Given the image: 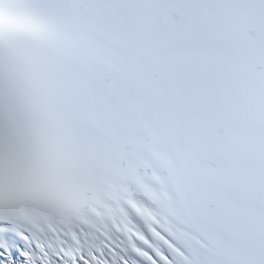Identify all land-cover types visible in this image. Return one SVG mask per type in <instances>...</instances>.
<instances>
[{"label":"snow or ice","instance_id":"obj_1","mask_svg":"<svg viewBox=\"0 0 264 264\" xmlns=\"http://www.w3.org/2000/svg\"><path fill=\"white\" fill-rule=\"evenodd\" d=\"M0 264H264V0H0Z\"/></svg>","mask_w":264,"mask_h":264}]
</instances>
